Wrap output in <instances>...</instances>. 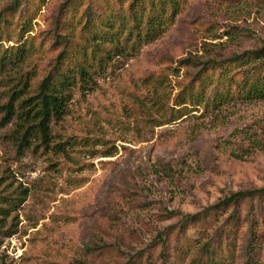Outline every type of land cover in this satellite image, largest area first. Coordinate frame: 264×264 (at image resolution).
<instances>
[{"label": "rangeland", "instance_id": "rangeland-1", "mask_svg": "<svg viewBox=\"0 0 264 264\" xmlns=\"http://www.w3.org/2000/svg\"><path fill=\"white\" fill-rule=\"evenodd\" d=\"M143 1L0 0V55L27 51L0 69V107L19 95L0 126V264H264V199L211 209L264 187V98L238 89L264 60L215 68L264 47V0ZM64 50L90 80L18 151L19 105Z\"/></svg>", "mask_w": 264, "mask_h": 264}, {"label": "trees", "instance_id": "trees-1", "mask_svg": "<svg viewBox=\"0 0 264 264\" xmlns=\"http://www.w3.org/2000/svg\"><path fill=\"white\" fill-rule=\"evenodd\" d=\"M166 1V0H164ZM148 2L150 6L148 7L151 10L154 6L153 0L143 1V3ZM169 2H172L169 0ZM142 5V4H140ZM139 4L136 7L140 6ZM77 10V9H75ZM136 16L135 12L133 13ZM136 18V17H134ZM146 25L148 28L141 35L139 31L136 32V42L133 43L131 49L133 50L134 45L142 42L143 40L146 42L150 36H155V22L159 19L158 15H155L151 18H147ZM27 25L26 22L22 23L21 27L24 28ZM55 29H59L63 27L61 25L60 19H56L54 23ZM140 28L138 27L137 30ZM27 32V31H25ZM133 30H128L127 37L125 38L126 42H129L133 38ZM117 36L111 35L110 44L113 46L112 49L105 54V61L111 60L114 56H118L121 52V48L116 42ZM103 39L101 34L97 35V33H93L92 41L97 42ZM63 45H66L63 42ZM65 48V47H64ZM27 51L23 48L17 50L15 53V58H8L5 54V51L0 55V69L3 68L4 65H11L21 63L23 59L26 58ZM85 56V55H84ZM73 56L67 50H64L55 62V65L52 69L46 74L45 78L37 85V88L34 90L33 95L26 97L20 103L21 111L19 113V118L22 119L21 124H18L16 130L13 132V137L17 142L18 151H23L32 144V140L38 138L41 140V143H45L46 139L49 136V126L53 120H56L63 115L66 111V106L71 98L70 89L75 87L77 84H85L90 80V72L93 69L92 64L73 67L70 68L68 64V60ZM103 58V57H102ZM97 59L94 51H92V60L93 62L98 61L99 67H101L103 63V59ZM256 60H264V47L258 51L251 52L250 55H237L232 57L230 60L224 61L221 64H217L219 69V80L226 78V74L229 71H232L233 67H239L243 65H249L250 63ZM207 64H216L213 60H209L204 63ZM66 68V70H63ZM229 70V71H228ZM238 89L241 92V96L244 99L256 98L263 99L264 98V78H259L255 80L246 79L238 83ZM19 98L17 92H14L9 102L0 107V111L2 112V117L0 119V126L6 125L11 117L16 114L13 103L16 102ZM22 132V135L20 133ZM61 151L63 149H60ZM251 200L252 202H256L259 204L264 199V187L251 191H243L237 192L231 195L229 198L224 199L218 205L212 207L211 209L227 207V206H236L242 200ZM207 211V210H206ZM200 215L188 216L186 217L185 223L194 222Z\"/></svg>", "mask_w": 264, "mask_h": 264}]
</instances>
